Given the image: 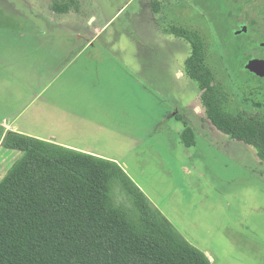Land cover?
Instances as JSON below:
<instances>
[{"label": "rangeland", "instance_id": "374dc122", "mask_svg": "<svg viewBox=\"0 0 264 264\" xmlns=\"http://www.w3.org/2000/svg\"><path fill=\"white\" fill-rule=\"evenodd\" d=\"M54 3L69 4L67 29ZM192 27L186 0H0V126L117 162L212 264H264V162L211 127L185 74L200 32L214 82L264 85L239 65L264 57V19L255 34L222 33L225 49L206 24ZM227 106L262 112L231 93ZM22 156L0 148V181Z\"/></svg>", "mask_w": 264, "mask_h": 264}, {"label": "trees", "instance_id": "16d2710c", "mask_svg": "<svg viewBox=\"0 0 264 264\" xmlns=\"http://www.w3.org/2000/svg\"><path fill=\"white\" fill-rule=\"evenodd\" d=\"M52 9L64 13L69 4ZM249 59L239 65L246 69ZM185 74L197 83L210 123L264 161V85L228 76L214 82L195 44ZM229 93L262 112L231 111ZM1 139L23 156L0 181V264H212L117 162L0 126ZM181 139L194 145L193 129L186 126Z\"/></svg>", "mask_w": 264, "mask_h": 264}, {"label": "flooded vegetation", "instance_id": "af4514ba", "mask_svg": "<svg viewBox=\"0 0 264 264\" xmlns=\"http://www.w3.org/2000/svg\"><path fill=\"white\" fill-rule=\"evenodd\" d=\"M186 8L191 24L190 29L193 28L194 20L201 21L204 26L206 24L207 29L214 30L218 45L224 49L227 44L223 40L222 33L235 36L252 32L255 34L258 32V20L264 19V14L260 15L264 12V0H186ZM258 8L261 9L260 12H257ZM196 33V45L201 50L203 36L200 32ZM250 42H252L251 39Z\"/></svg>", "mask_w": 264, "mask_h": 264}, {"label": "crops", "instance_id": "0c3cea01", "mask_svg": "<svg viewBox=\"0 0 264 264\" xmlns=\"http://www.w3.org/2000/svg\"><path fill=\"white\" fill-rule=\"evenodd\" d=\"M40 9V8H39ZM42 11V9H40ZM53 13L56 14V20L58 21V24L62 25L63 28L67 29V27L63 26L66 24V20H74L75 16L74 14L72 13V11H70V9L67 11V12H64V13H60V12H55L53 11ZM46 17L48 19H50V21H53L54 18H52L49 14H46ZM99 30V29H98ZM97 30V31H98ZM73 31V34H77L74 29L72 30ZM4 129H5V132H18V133H21V134H24V135H29V136H33V137H36V138H39V139H43V140H47V141H51V142H55V141H52V140H49L48 138L46 137H43V136H39V135H33L31 133H28V132H23V131H20L18 129H16V127H13V128H10L9 125H5L3 126ZM211 127H213L214 129V126L212 125ZM194 131V130H193ZM181 136V134H180ZM235 140V139H234ZM238 141V140H237ZM242 142V141H241ZM55 143H58L60 145H63V146H66V147H71V148H74L76 150H79V151H82V152H86V153H90V154H93V155H101L99 153H96V152H92V151H88V150H85V149H81L79 147H76V146H73V145H70V144H67V143H62V142H58L56 141ZM244 143V142H243ZM246 144V143H245ZM249 145V144H248ZM3 146L2 144V139L0 140V148ZM103 156V155H101ZM107 159V158H106ZM110 160V159H109ZM260 160V158H259ZM113 161V160H112ZM261 161V160H260ZM264 162V161H263Z\"/></svg>", "mask_w": 264, "mask_h": 264}, {"label": "water", "instance_id": "95a60500", "mask_svg": "<svg viewBox=\"0 0 264 264\" xmlns=\"http://www.w3.org/2000/svg\"><path fill=\"white\" fill-rule=\"evenodd\" d=\"M245 67L250 72L264 78V58L252 57L246 62Z\"/></svg>", "mask_w": 264, "mask_h": 264}]
</instances>
